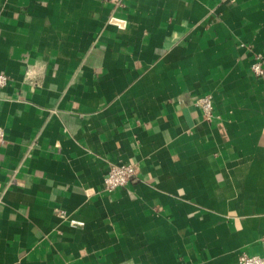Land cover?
<instances>
[{
	"label": "crops",
	"instance_id": "crops-1",
	"mask_svg": "<svg viewBox=\"0 0 264 264\" xmlns=\"http://www.w3.org/2000/svg\"><path fill=\"white\" fill-rule=\"evenodd\" d=\"M256 56L264 0H0V264L263 255ZM126 163L137 179L104 191Z\"/></svg>",
	"mask_w": 264,
	"mask_h": 264
},
{
	"label": "built area",
	"instance_id": "built-area-1",
	"mask_svg": "<svg viewBox=\"0 0 264 264\" xmlns=\"http://www.w3.org/2000/svg\"><path fill=\"white\" fill-rule=\"evenodd\" d=\"M252 72L256 76L264 75V64L259 56H256L255 61L251 65ZM9 83V77L3 73H0V88L7 86ZM197 107H199L206 119H210L213 115V97L208 95L197 101ZM6 143V133L4 129L0 128V148ZM137 167L134 164H111L104 178V191L107 193H113L116 190L126 187L129 183L137 179ZM58 215L65 220L69 217L65 210L59 209ZM83 223L70 220L71 226H81ZM238 264H264L263 255H242Z\"/></svg>",
	"mask_w": 264,
	"mask_h": 264
},
{
	"label": "clouds",
	"instance_id": "clouds-1",
	"mask_svg": "<svg viewBox=\"0 0 264 264\" xmlns=\"http://www.w3.org/2000/svg\"><path fill=\"white\" fill-rule=\"evenodd\" d=\"M187 25L186 21L182 22V27H185ZM183 39V36L181 33L179 32H173L172 36H171V44L169 46L166 47V51L168 53H171V51L174 49L175 46H177V44Z\"/></svg>",
	"mask_w": 264,
	"mask_h": 264
}]
</instances>
